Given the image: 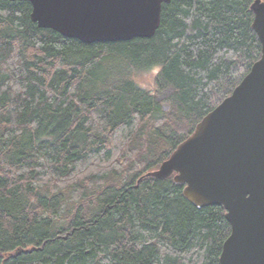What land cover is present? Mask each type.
I'll use <instances>...</instances> for the list:
<instances>
[{"label":"trees","instance_id":"obj_1","mask_svg":"<svg viewBox=\"0 0 264 264\" xmlns=\"http://www.w3.org/2000/svg\"><path fill=\"white\" fill-rule=\"evenodd\" d=\"M253 2L171 0L152 38L84 44L0 0V264H219L224 209L149 173L259 60Z\"/></svg>","mask_w":264,"mask_h":264},{"label":"water","instance_id":"obj_2","mask_svg":"<svg viewBox=\"0 0 264 264\" xmlns=\"http://www.w3.org/2000/svg\"><path fill=\"white\" fill-rule=\"evenodd\" d=\"M16 1V0H9ZM40 29L84 44L152 38L171 0H20ZM252 30L261 56L230 96L149 175L172 177L198 209L220 206L231 232L219 264H264V2L254 0Z\"/></svg>","mask_w":264,"mask_h":264},{"label":"rangeland","instance_id":"obj_3","mask_svg":"<svg viewBox=\"0 0 264 264\" xmlns=\"http://www.w3.org/2000/svg\"><path fill=\"white\" fill-rule=\"evenodd\" d=\"M157 71H158V69L157 68H154V69H152L149 72L135 75L134 76V80L140 86H142L144 88H147L148 90L154 92V90H153V88H154L153 87V80H154V77H155ZM166 95H167V93L162 92V93L157 94L156 96H157V99L158 100L164 101ZM162 106L163 107H167V103L163 102L162 103Z\"/></svg>","mask_w":264,"mask_h":264}]
</instances>
